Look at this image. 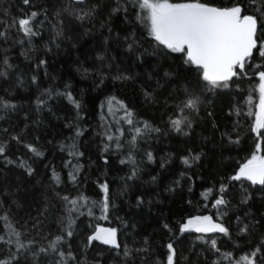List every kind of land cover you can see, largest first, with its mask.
<instances>
[{
	"label": "snow or ice",
	"instance_id": "obj_1",
	"mask_svg": "<svg viewBox=\"0 0 264 264\" xmlns=\"http://www.w3.org/2000/svg\"><path fill=\"white\" fill-rule=\"evenodd\" d=\"M20 4L21 7L11 21L7 19L8 10H3L5 19L0 21L2 29L0 43L7 44L11 39L15 44H19L20 40L14 39L11 33L14 31L17 36L22 33L24 37L29 38L30 45L27 50L21 52L25 59L31 58V37L39 35L46 25H51L50 30L53 33L47 44L55 45L59 49L61 43L65 41L66 21L69 29L77 22L83 29L78 38L89 34L90 29L84 27L86 23L91 24L92 29H95L96 23H99L100 29L107 28L108 35L104 37V43L107 44L114 39L118 44H126L133 65L146 55L167 59L172 53H178L177 68L187 66L185 70L194 73L191 87L184 90L182 97L175 98L172 111L166 110L164 113L167 116L168 128L178 134L186 136L188 130L193 129L196 119L200 118L201 97L205 92L229 88L232 84L238 85V80L234 78L245 77L256 81L252 93L258 92V103L254 102L252 94L247 100L248 115L254 114L255 117L248 129L254 134L249 150L231 170V174L220 177L218 187L213 183L200 194L204 203L196 211L215 209L216 215L189 213L174 221L175 228L164 221L161 222V227L169 234L166 238L167 243L162 245L167 252L166 264H174L177 245L184 233L192 231L198 234L219 233L222 237L232 240L233 230L235 236L241 240L247 238L244 244H236L233 251L222 252L216 237L211 239L204 235L196 237L208 245L205 249L208 253L205 256V264H264V231H260V221L251 219L248 212L243 216L235 215L234 220L228 217V212L233 211L234 206L232 201L226 198L232 182L243 185L247 181L253 186L260 185L264 191V0H64L51 11L48 7L34 4L33 0H20ZM41 16L43 19H40ZM115 19L124 26L121 29L124 32L122 40L120 32L113 36ZM129 28L131 31H128ZM141 28L143 34H139ZM72 39L71 35L67 37L68 42ZM8 52L9 48L0 50V78L5 80L9 78V70L14 67ZM257 58L259 63H250ZM175 59L173 57L174 61ZM106 61H108L106 55L98 54L92 67L78 64L74 70L85 78L92 77L94 92L105 87L109 79L113 82V92L107 94L97 105L98 119L101 123L96 134L102 137L100 153L105 164L108 160L103 154L111 150L114 155H122L119 160L121 165L131 166L130 171L123 177L125 182L120 189V195L123 196L129 191V182L135 183L139 179L141 171L139 164L143 163V158L137 161L134 153L141 142L147 143L152 135L159 134L161 129L154 127L148 120L138 119L136 110L130 108L115 93L117 82L127 83L134 80L131 67L121 68L115 65L113 71L112 62ZM45 65L46 60L39 59L36 67ZM171 74L167 70L164 73L166 77ZM45 75L47 76V72ZM31 81L36 84L37 76L32 75ZM16 83L19 85L23 81L17 79ZM84 91L81 89L82 94ZM74 92L72 83L65 82L62 89L50 86L40 91L31 101L37 114V119L32 123L37 126L42 124L40 113L45 109L48 112L53 111L51 101H66L75 111L74 117H57L66 120L64 129L69 132L67 137L58 141V147L60 152L66 153L68 157L63 161L62 171L68 169L67 184L71 186L70 192L62 195L57 190L58 186L62 185L61 174L56 171L55 165L49 168V165L45 164V168L50 172L45 185L46 192L50 191L53 194L62 210V214L55 218L56 228L45 230L47 226L41 219V217L47 219L49 215L47 200L46 207L37 217L29 216L23 223L12 210L13 204L17 208L21 207L16 199H12L7 207L0 201V222L4 225L0 230V264H41L40 258H46L48 264H97L95 260L89 261L82 255L94 241L109 246V252L115 249V256L110 264H136L137 258L140 264H147L145 254L151 251L150 240L145 237L139 242L141 246L135 247L138 242L134 239L131 244L125 243L121 249L117 227H101L96 224L93 229L89 224L90 232L81 238L79 251L71 244L76 235L75 228L79 217L86 213L91 218L106 221L116 209L111 187L106 179L103 183L99 182L100 177L93 181L99 192L98 198L92 199L85 194L77 178L81 175L83 165L73 164V160L79 161L83 156L79 151L78 142L84 133L81 127L84 106L82 99H78ZM144 95L148 99L152 98L149 92H144ZM18 110L15 96L5 89L4 94L0 95V122L6 125L0 127V171L11 166L32 177L35 173L33 164L38 162L32 158L44 157L45 153L41 150L38 136L35 139L28 138L25 132L27 124L25 128H19L18 124L12 122V114ZM242 114L243 103L238 102L236 115L239 118ZM208 115L211 116L212 113ZM212 128L219 133L222 148L231 151L232 146L241 143L239 120L235 121L231 128L225 125L223 130L213 122ZM48 143L51 144V141ZM13 144L17 146V150L22 146L30 155H15L11 152ZM201 155L200 152L193 155V150L189 149L187 155L180 156V162L190 167ZM143 156L149 163L154 160L152 151L144 152ZM165 163L166 161H162L160 167L164 168ZM184 176L185 172L181 171L176 179L169 181L164 190L173 192L182 187L181 179ZM150 180L155 183L157 176H152ZM191 190L190 186L188 191ZM14 192L8 193L5 186L6 194L14 195ZM143 196V192L136 196V208L145 204ZM213 196L214 199L211 198ZM261 198L264 199V196ZM251 199V194L242 187L240 205H247ZM186 203L191 205L192 202L189 200ZM209 204L211 209L208 208ZM97 210L100 213L99 217H95ZM117 219L121 224L124 223L123 218ZM236 252L241 254L237 256ZM96 255L101 256L103 253L97 252ZM200 255L204 253H198V257ZM155 264H164V261H156Z\"/></svg>",
	"mask_w": 264,
	"mask_h": 264
},
{
	"label": "trees",
	"instance_id": "obj_2",
	"mask_svg": "<svg viewBox=\"0 0 264 264\" xmlns=\"http://www.w3.org/2000/svg\"><path fill=\"white\" fill-rule=\"evenodd\" d=\"M63 2L64 0H33L34 4L48 7L50 11ZM20 7V0H0V21L5 19L4 9L8 10L7 19L11 21ZM40 19L43 17L41 16ZM84 27L90 29L89 34L78 38V34L82 33L83 29L79 27L78 22L69 29L66 21L65 41L57 49L55 45L47 44L53 33L50 30L51 25H46L39 35L31 37L32 52L30 59H25V56L21 55L22 51L30 47L29 38L24 37L22 33L18 36L14 31L11 33L14 39L20 40L19 44H15L11 39L7 44L0 43V50L9 48L10 62L14 65L9 70L10 75L7 80L0 78V95L4 94L5 89L13 93L19 110L12 114V122L18 124L19 128H25L27 124L28 127L25 128V132L28 134V138L35 139L38 136L42 146L41 150L45 153L44 157L32 158L38 161L33 164L35 173L32 177H28L22 170L11 166L0 171V201H3L4 206L7 207L12 199H16L21 207L17 208L13 204L12 210L23 223L29 216L37 217L38 213L46 207L45 201L47 200L49 215L47 219L44 217L41 219L47 226L45 230H55V218L62 214V210L59 201L53 194L50 191L46 192L45 185L48 182L50 172L45 168V164H48L49 168L55 165L56 171L61 174L62 185L58 186L57 190L62 195L70 192L71 186L67 184L68 169L62 171L63 161L68 157L66 153H61L58 147V141L67 137L69 132L64 129L66 120L57 119V117H74L75 111L66 101H51L50 105L53 111L48 112L45 109L44 112L40 113L39 118L42 120V124L37 126L32 123L33 120L37 119V114L31 101L45 88L54 86L62 89L65 82H71L75 90L74 94L78 99H82L84 106L82 114L84 119L81 122L84 133L78 142L79 151L83 153V156L79 161L73 160V164L83 165L81 175L77 178L85 194L92 199H97L99 192L93 181L100 177L99 182L103 183L106 179L110 184L111 195L116 204L115 211L111 212L106 221L91 218L86 213L78 218L75 228L76 235L71 240L73 248L79 251L81 238L86 237L90 232L89 224L92 225L93 229L96 224L117 227L119 229L118 242L121 249L125 243L131 244L134 239L138 242L135 247H140L139 242L147 237L152 246L150 253L145 254L147 264H155L156 261H164L166 264L167 252L162 245L167 243L166 238L169 234L162 229L161 222H169L175 228L174 221L189 213L215 216L216 210L211 209V204L208 206L211 211L206 209H202L200 212L196 211L204 203L200 195L201 192L205 188L211 187L213 183H216L218 187L220 177L231 174V170L249 150L254 134H251L248 129L253 122L254 114L248 115L247 100L252 94L254 102L257 103L258 101V92L252 93L256 81L245 77L234 78L238 80V85L232 84L229 88L205 92L201 97L200 118L196 119L193 129L188 130L186 136L178 134L168 128L167 116L164 113L166 110L172 111L175 98L182 97L184 90L190 88L194 80V73L185 70L187 66L177 68L176 63L179 61V54L172 53L167 59L146 55L133 65L126 44H118L114 39L107 44L104 43V37L108 35L107 28L100 29L99 23H96L95 29H92L89 23H86ZM123 28L124 26L120 24L118 19L113 20V36L116 32H120L122 40L124 32L121 29ZM128 31L131 29L129 28ZM139 34H143L142 28ZM69 35L73 37L71 42L67 40ZM145 39L148 38L145 36ZM145 46L147 47V44ZM98 54L108 57V61L113 64V71H115V65H119L121 68L131 67L134 80L127 83L117 82L115 93L130 108L136 110L138 119L148 120L154 127L161 129V132L153 134L147 143L141 142L137 152L134 153V158L137 161H141L143 158V163L139 164L141 169L139 179L135 183L129 182V191L123 196L120 195V189L125 182L123 177L130 171L131 166L121 165L119 160L122 155H114L111 150L103 154L108 160V163L105 164L100 153L102 137L96 134L101 123L98 119L97 105L107 94L113 92V82L109 79L105 87L94 92L92 91V77L85 78L74 70L78 64H83L84 67H92ZM173 57L176 58L175 61ZM39 59H45L46 65L37 68ZM259 62L258 58L250 61L253 64ZM166 70L172 74L166 77L164 75ZM46 72L47 76L45 75ZM32 75L37 76L36 84L31 81ZM53 77L56 79L54 80ZM17 79L23 83L17 85ZM81 89L85 90L83 94ZM144 92L151 93L152 98H146ZM238 102L243 103V114L239 118L236 115ZM208 113H212V115L209 116ZM237 120H239L241 143L232 146L231 151H228L220 146L219 133L212 128V123L215 122L223 130L225 125L231 128ZM4 126L6 125L0 122V127ZM49 140L51 144L48 143ZM189 149L193 150V155L197 152L202 153L200 159L190 167L180 162V156L187 155ZM146 151L153 152V162L149 163L143 156ZM11 152L15 155H30L22 146L17 150L15 144H13ZM162 161H166L164 168L160 167ZM181 171L185 172V176L181 179L182 187L173 192H166L164 189L168 186L169 181L176 179ZM152 176H157L155 183L150 180ZM85 177H87L86 183ZM5 186H7L8 193L18 190L14 192V195H9L5 193ZM190 186L191 192L188 191ZM242 187L246 188L252 196L247 205H240L239 203ZM142 192L144 193L145 204L136 208V196ZM262 196H264V191L261 190L260 185L253 186L247 181L243 185L239 182H232L226 198L232 201L234 209L228 212V217L234 220L235 215L243 216L244 213L248 212L251 214V219L260 221V231H264V199L261 198ZM211 198L214 199L215 196ZM189 200L192 202L191 205L186 203ZM99 216L100 213L97 210L95 217ZM117 217L123 218L124 223L121 224ZM3 227V223L0 222V230ZM198 235H204L207 239L216 237L222 252L233 251L236 244L242 245L247 239L241 240L236 237L235 230H233L232 240L222 237L219 233L186 232L181 236L177 245L178 251L174 264H205V256L208 255L205 249L208 245L197 240ZM97 252H102L103 255L97 256ZM198 253H204V255L198 257ZM235 254L239 256L241 253L236 252ZM82 255L89 261L95 260L97 264H110L115 256V249L109 252V248L93 242V245L89 246L86 253H82ZM40 260L41 264H48L46 258H40ZM136 264H140L139 258L136 259Z\"/></svg>",
	"mask_w": 264,
	"mask_h": 264
},
{
	"label": "water",
	"instance_id": "obj_3",
	"mask_svg": "<svg viewBox=\"0 0 264 264\" xmlns=\"http://www.w3.org/2000/svg\"><path fill=\"white\" fill-rule=\"evenodd\" d=\"M101 227H110V226H101ZM94 242L100 244L98 241H94ZM100 245H102V244H100ZM102 246H105V247H108L109 248V246H107V245H102Z\"/></svg>",
	"mask_w": 264,
	"mask_h": 264
},
{
	"label": "rangeland",
	"instance_id": "obj_4",
	"mask_svg": "<svg viewBox=\"0 0 264 264\" xmlns=\"http://www.w3.org/2000/svg\"><path fill=\"white\" fill-rule=\"evenodd\" d=\"M258 100H259V98H258ZM257 103H258V101H257ZM255 118V117H254ZM254 118H253V121H254ZM210 234V233H209Z\"/></svg>",
	"mask_w": 264,
	"mask_h": 264
},
{
	"label": "bare ground",
	"instance_id": "obj_5",
	"mask_svg": "<svg viewBox=\"0 0 264 264\" xmlns=\"http://www.w3.org/2000/svg\"><path fill=\"white\" fill-rule=\"evenodd\" d=\"M108 248V247H107Z\"/></svg>",
	"mask_w": 264,
	"mask_h": 264
}]
</instances>
